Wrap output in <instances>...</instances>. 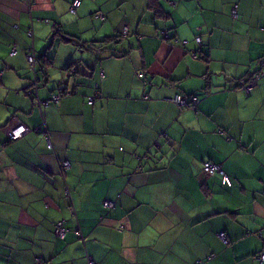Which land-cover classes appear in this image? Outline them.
Returning <instances> with one entry per match:
<instances>
[{
  "label": "crops",
  "instance_id": "obj_1",
  "mask_svg": "<svg viewBox=\"0 0 264 264\" xmlns=\"http://www.w3.org/2000/svg\"><path fill=\"white\" fill-rule=\"evenodd\" d=\"M73 1L0 0V264H259L264 0Z\"/></svg>",
  "mask_w": 264,
  "mask_h": 264
},
{
  "label": "built area",
  "instance_id": "obj_2",
  "mask_svg": "<svg viewBox=\"0 0 264 264\" xmlns=\"http://www.w3.org/2000/svg\"><path fill=\"white\" fill-rule=\"evenodd\" d=\"M80 1L79 0H74L72 5L70 6V12L72 14L75 13L76 9L80 7ZM232 15L235 17L236 16V10L233 9L232 11ZM124 32L126 33L127 30L125 29ZM199 40V39H198ZM27 61L29 62L31 68L34 67V55H33V52L30 51L27 55ZM261 62H263V59L260 60ZM263 76V74H262ZM261 77L260 74H256L252 77V80L250 82H253L254 84H256V80ZM244 90L246 91V93L248 94L251 90V86H246L244 87ZM53 99L54 100H58L59 99V96H53ZM171 102H173L174 104H176L177 106L181 107V108H187V107H190V105H194L196 106L197 104V101L195 98H189V99H184L182 98L180 95H175L173 96L171 99H170ZM42 126V125H41ZM41 129V131L43 130L42 127H39L38 128V131ZM27 132H29V129L23 125H18L12 129H9L8 130V136H9V139L10 140H17L21 137H23ZM44 134L45 136L48 138L49 135H48V132L47 130L45 129L44 130ZM47 148L48 149H52V144L50 142L49 139H47ZM68 166V163H64L63 164V167H67ZM204 171L207 172V173H214L215 171H220L221 173H223L221 170H220V167L219 166H214V165H210V164H206L204 165ZM223 180H227V176L223 173ZM105 206L107 207H111L112 204L110 203H105ZM55 235L58 237V238H64L65 234H66V229L63 227V222H58L55 226ZM76 234L80 237L81 234L79 232V230L76 231ZM89 264H93L91 262V260L89 261Z\"/></svg>",
  "mask_w": 264,
  "mask_h": 264
},
{
  "label": "trees",
  "instance_id": "obj_3",
  "mask_svg": "<svg viewBox=\"0 0 264 264\" xmlns=\"http://www.w3.org/2000/svg\"><path fill=\"white\" fill-rule=\"evenodd\" d=\"M233 9H235L236 10V6L235 7H233L232 8V10H231V16L235 19V18H237V13H236V16L234 17L233 15H232V11H233ZM199 39V40H198ZM196 42L199 44V45H201V38H196ZM193 56L194 57H199L198 55L197 56H195L194 54H193ZM34 61H35V56H34ZM259 74H260V76H262V72H258ZM264 75V74H263ZM36 86V85H35ZM171 99V98H170ZM206 164H210V165H214V166H220V165H218V164H215V163H213V162H210V161H206V162H203L202 163V173L203 174H205L206 176H209V177H215V176H220V178L222 179V182H223V184H226V183H229L230 181H229V177L227 176V180L225 181V180H223V173H221L220 171H215L214 173H207V172H205L204 171V165H206ZM221 168V167H220ZM222 169V168H221ZM220 169V170H221ZM222 171V170H221ZM223 172V171H222ZM105 203H110V204H112V206L111 207H107V208H114L115 207V204L113 203V202H111V201H106V202H104V204ZM218 238H219V240L224 244V245H229L230 244V242H229V240L227 239V237H226V234L225 233H223V232H221V233H219L218 234ZM255 259H256V261H258L259 262V264H263V262H264V251H260V252H258L256 255H255ZM91 262L93 263V264H96L94 261H93V259H91ZM88 264H89V262H88ZM198 264H200V263H198ZM202 264V263H201ZM203 264H205V263H203Z\"/></svg>",
  "mask_w": 264,
  "mask_h": 264
},
{
  "label": "rangeland",
  "instance_id": "obj_4",
  "mask_svg": "<svg viewBox=\"0 0 264 264\" xmlns=\"http://www.w3.org/2000/svg\"><path fill=\"white\" fill-rule=\"evenodd\" d=\"M36 80H37V79H36ZM246 84H247L248 86H253V85H254L253 82H247ZM247 85H245L244 87H246ZM29 132H30V131H29ZM29 132H27V133H29ZM35 132L42 136L43 141H44V144H45V146L47 147V139L50 140V137L47 138V137L45 136V134H44V130L41 131V129H40V130L38 131V129H37V130H35ZM27 133H26V134H27ZM26 134H25V135H26ZM25 135H24V136H25ZM48 135H49V134H48ZM21 138H22V137H21ZM19 139H20V138H19ZM50 142H51V140H50ZM51 144H52V142H51ZM63 164H64V163H63Z\"/></svg>",
  "mask_w": 264,
  "mask_h": 264
},
{
  "label": "clouds",
  "instance_id": "obj_5",
  "mask_svg": "<svg viewBox=\"0 0 264 264\" xmlns=\"http://www.w3.org/2000/svg\"><path fill=\"white\" fill-rule=\"evenodd\" d=\"M34 64H35V61H34ZM32 69H34V67L32 68ZM20 125H22V124H20ZM24 126V125H23ZM26 127V126H25Z\"/></svg>",
  "mask_w": 264,
  "mask_h": 264
},
{
  "label": "bare ground",
  "instance_id": "obj_6",
  "mask_svg": "<svg viewBox=\"0 0 264 264\" xmlns=\"http://www.w3.org/2000/svg\"><path fill=\"white\" fill-rule=\"evenodd\" d=\"M162 33V32H161ZM164 36V35H163ZM123 40V39H122ZM170 41V40H169ZM59 44V43H58ZM170 101V100H169ZM203 170V169H202Z\"/></svg>",
  "mask_w": 264,
  "mask_h": 264
}]
</instances>
